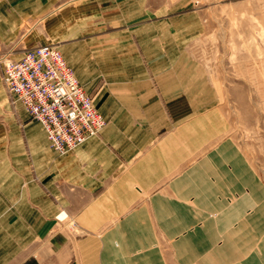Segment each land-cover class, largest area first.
Here are the masks:
<instances>
[{
    "label": "rangeland",
    "instance_id": "374dc122",
    "mask_svg": "<svg viewBox=\"0 0 264 264\" xmlns=\"http://www.w3.org/2000/svg\"><path fill=\"white\" fill-rule=\"evenodd\" d=\"M107 1H41L38 44L64 53L107 126L147 108L187 119L215 114L225 128L208 151L236 152L243 209L258 211L262 226L264 0ZM64 160L8 93L0 61V264H21L40 244L26 233L28 214L58 190L49 182L65 178Z\"/></svg>",
    "mask_w": 264,
    "mask_h": 264
},
{
    "label": "crops",
    "instance_id": "0c3cea01",
    "mask_svg": "<svg viewBox=\"0 0 264 264\" xmlns=\"http://www.w3.org/2000/svg\"><path fill=\"white\" fill-rule=\"evenodd\" d=\"M41 1L0 0V58L20 60L41 43ZM151 111L113 117L63 156L65 178L49 182L58 190L28 214L26 233L40 244L21 264H264V224L243 209L236 152L208 151L224 122Z\"/></svg>",
    "mask_w": 264,
    "mask_h": 264
},
{
    "label": "built area",
    "instance_id": "2783aa9c",
    "mask_svg": "<svg viewBox=\"0 0 264 264\" xmlns=\"http://www.w3.org/2000/svg\"><path fill=\"white\" fill-rule=\"evenodd\" d=\"M0 61L8 93L40 123L57 155L74 152L106 128V119L58 47L38 45L20 60Z\"/></svg>",
    "mask_w": 264,
    "mask_h": 264
},
{
    "label": "bare ground",
    "instance_id": "6f19581e",
    "mask_svg": "<svg viewBox=\"0 0 264 264\" xmlns=\"http://www.w3.org/2000/svg\"><path fill=\"white\" fill-rule=\"evenodd\" d=\"M59 219H60V220H65V217L62 219V218H61V216H60V218H59Z\"/></svg>",
    "mask_w": 264,
    "mask_h": 264
}]
</instances>
